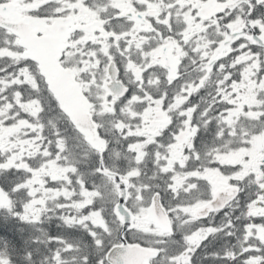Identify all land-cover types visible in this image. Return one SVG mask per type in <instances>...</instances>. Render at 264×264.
<instances>
[{
  "label": "snow or ice",
  "instance_id": "snow-or-ice-1",
  "mask_svg": "<svg viewBox=\"0 0 264 264\" xmlns=\"http://www.w3.org/2000/svg\"><path fill=\"white\" fill-rule=\"evenodd\" d=\"M68 29L78 51L57 56ZM51 111L61 123H45ZM113 138L126 168L108 162ZM53 206L98 256L45 233L49 264H201L220 237L236 240L211 253L221 264H264V0H0V240L18 249L9 229Z\"/></svg>",
  "mask_w": 264,
  "mask_h": 264
},
{
  "label": "trees",
  "instance_id": "trees-1",
  "mask_svg": "<svg viewBox=\"0 0 264 264\" xmlns=\"http://www.w3.org/2000/svg\"><path fill=\"white\" fill-rule=\"evenodd\" d=\"M31 91H28L27 95H30ZM44 121L47 123L51 121L54 124H59L61 121L58 119L54 111L47 112L44 115ZM72 143V141H70ZM78 155V150H77ZM247 191V190H246ZM4 213L0 212V216ZM39 223L25 225L15 223L13 228L9 231H15L16 233L23 234L24 239L20 240V247L18 249H11L7 242L0 240V251H4L5 256H11L14 264H49V257L52 256L53 250L57 247L55 243H50L44 236L46 233L48 237H62L69 243L76 245L79 253L87 254L90 260H94L98 253L95 246L88 236L87 229L78 226H67L58 217L57 210L51 208L49 213H46ZM25 240L28 243H25ZM38 241V243H34ZM235 237L227 238L221 237L214 240L208 248L204 249V253L209 255L203 258L201 264H221V262L211 253L222 251L230 244H235ZM31 251L32 255L29 257L27 253ZM69 264H77V260H69Z\"/></svg>",
  "mask_w": 264,
  "mask_h": 264
},
{
  "label": "flooded vegetation",
  "instance_id": "flooded-vegetation-1",
  "mask_svg": "<svg viewBox=\"0 0 264 264\" xmlns=\"http://www.w3.org/2000/svg\"><path fill=\"white\" fill-rule=\"evenodd\" d=\"M95 2L101 3L102 0H95ZM180 2L181 3H189V2H192V0H180ZM197 2H199V0H197ZM201 11H202L203 15L207 16V15L211 14V12L215 11V9L205 7V8H202ZM59 19L63 20V18H59ZM88 23H91V21H89ZM53 26H55V25H49L48 27L51 28ZM115 27H116L117 31L123 30L119 26H115ZM124 28H127V25H124ZM198 30L199 29L193 27V31H198ZM70 32H71V29H68L67 31L61 33V39H60L58 47H57L59 53L61 51H63V49L65 47H71L72 49L78 51V49H75V45L78 43V41L68 39ZM227 51H228V46L222 44L221 47L219 49H217L214 53H212L211 50H209V54L212 57L218 58L220 56L225 55ZM67 55L69 57H71L73 55V53L69 52ZM166 55H168L169 57L171 56V48H169V52ZM188 70L193 77H195L197 75V73L192 71V65H189ZM187 75H188V73H185V76H187ZM28 91H31V90H27L26 94H28ZM210 91H212L211 88H206V89L201 90L198 94H196L194 96L193 103H195V104L200 103L201 97H206ZM244 102H246V101H242V103H244ZM173 119H174V121L176 120L175 117ZM179 122L182 123V120ZM255 124H256L255 120H247V119L241 118L238 127H241L244 129H250ZM217 127H218L217 123H210L209 125H205V126L201 127V129L198 133V136L196 137V139L194 141V143L196 144L198 149H203V148H206V147L212 145V143L216 139ZM165 131H167V129L162 130L160 133V137H159V142L162 144L167 143L169 140V137L164 136ZM110 135H113V134L110 133ZM225 139L227 140L228 138L225 137ZM112 147H113L114 152H113V155L108 162L113 164L115 167H118V168H124L125 167L126 168L128 166V163H129L128 159L125 158V155L121 151V146H120V144H118L116 142L115 138H113V140H112ZM259 150H257V154H260ZM115 152H121V155L119 157H116ZM94 163L95 162H93V166H94ZM152 170H153V166H152L151 162L148 161L146 171H147V174L149 176L152 174ZM94 180H95V183H102V180L97 178V177H95ZM202 191H203V189H202Z\"/></svg>",
  "mask_w": 264,
  "mask_h": 264
},
{
  "label": "rangeland",
  "instance_id": "rangeland-1",
  "mask_svg": "<svg viewBox=\"0 0 264 264\" xmlns=\"http://www.w3.org/2000/svg\"><path fill=\"white\" fill-rule=\"evenodd\" d=\"M73 142V141H72ZM262 146L260 145V144H257L256 145V150H259L260 148H261ZM92 161L93 162H95V158L93 157H89L88 159H86V160H84V159H81L80 160V162H79V169H80V171H81V173H88V172H90L91 171V168L92 167H94L91 163H92ZM87 183H89V184H92V183H95V180H94V178L92 179V177H90V179L87 181ZM23 197H17L16 198V200H19V201H23ZM104 207H105V209L107 210L109 207H110V204L109 203H105L104 204ZM52 208H54L55 209V206H53ZM51 210V209H50ZM50 212V211H49ZM45 216V215H44ZM43 216V217H44ZM42 217V218H43ZM43 219H41V221H42ZM218 221V220H217ZM78 226V225H77ZM78 227H81V226H78ZM83 228V227H82ZM0 256H4V257H6L5 256V253H4V251H0Z\"/></svg>",
  "mask_w": 264,
  "mask_h": 264
},
{
  "label": "water",
  "instance_id": "water-1",
  "mask_svg": "<svg viewBox=\"0 0 264 264\" xmlns=\"http://www.w3.org/2000/svg\"><path fill=\"white\" fill-rule=\"evenodd\" d=\"M59 54H60V53H59V51H58V48H57V52H56V55H57V56H59Z\"/></svg>",
  "mask_w": 264,
  "mask_h": 264
}]
</instances>
